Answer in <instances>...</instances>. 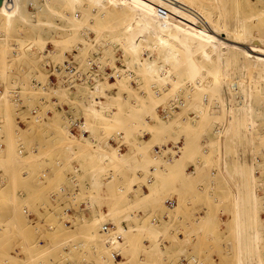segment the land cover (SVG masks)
Here are the masks:
<instances>
[{"label":"rangeland","instance_id":"rangeland-1","mask_svg":"<svg viewBox=\"0 0 264 264\" xmlns=\"http://www.w3.org/2000/svg\"><path fill=\"white\" fill-rule=\"evenodd\" d=\"M13 2L20 5L9 8L0 0V219L10 212L22 217L8 227L11 232L23 229L12 235L20 240L23 258L12 253L16 245L5 246L0 231V264H116L113 252L122 254L118 264H257L258 258L264 264V98L254 99L260 117L251 152L247 146L251 136L234 129L238 120L233 102L203 81L226 64L187 33L164 25L143 7L115 0H71L70 5L58 0ZM248 4L264 9L261 1ZM242 12L252 15L251 6ZM225 13L222 17L228 21L237 15L233 10ZM263 16L250 17L256 29H263ZM108 33L150 44L159 64H163L159 52L166 50L159 39L170 37L169 46L177 49L176 70L166 64L161 81L145 75L123 52V42L102 41ZM157 44L162 46L158 50L153 48ZM262 67L235 65L229 71L264 89ZM87 73L93 83L81 79ZM110 74L118 76L114 80ZM15 93L19 105L13 103ZM180 102L185 103L183 108ZM77 121L83 122L86 137L71 131ZM120 145L134 156L128 159ZM251 161L260 201L261 247L259 255L249 248L245 256L248 231L238 230L236 223L253 214V207L245 208L242 201L247 189L254 188L247 168ZM74 162L80 163L82 175ZM189 165L194 166L196 179L181 194L173 189L158 191L162 174L173 187L178 179L192 176ZM139 170L141 178L136 175ZM89 174L90 188L79 201L93 208L92 218H86L76 202L75 217L63 207L51 224L28 219L31 212H38L40 188L24 199L19 196L22 187L67 182L70 177L84 188ZM102 174L111 176L106 188L113 208L103 206ZM142 185L149 189L145 203L154 210L139 218L137 211L143 208L125 210L123 202L133 193L143 197ZM167 200L172 206L166 205ZM124 218L130 221L127 231L121 224ZM108 221L116 227L104 232L102 226ZM3 226L0 220V229ZM47 227L52 229L46 236L37 232Z\"/></svg>","mask_w":264,"mask_h":264},{"label":"bare ground","instance_id":"bare-ground-1","mask_svg":"<svg viewBox=\"0 0 264 264\" xmlns=\"http://www.w3.org/2000/svg\"><path fill=\"white\" fill-rule=\"evenodd\" d=\"M58 1L59 2L62 1L63 3L69 1L68 5L73 3L71 2V0H67V1L58 0ZM115 1L117 3H124L129 6L131 5L134 7H138V9H141L140 7H143L144 9H146L143 11H147L146 13H148V15H150L151 17L158 19L164 25H168L169 27H174V29L180 30L182 31V33H187V35H189V37H191L193 40L207 46L208 50L211 49L212 52L214 51L213 53H215L214 55L216 57V58L214 57V59L223 60V62L227 66L224 65L225 67L221 68V70L216 71L215 73L213 72L212 74H210L209 76L210 78L208 77L209 79L203 81L208 80V83H210L211 85L210 87L211 91H212V86L215 87L213 88L214 91H216V88H219L220 91L224 92V95L228 96L227 99L228 98L230 99V100L228 99V101L233 102L235 108L233 107L231 108L235 110L236 113L235 116H237L236 119L238 120L237 122H235L237 123L236 124L237 126L234 127V129L236 128L235 130H237V132L239 131V129L242 130L244 132L243 134L246 137L251 136V139L248 140L247 146L249 145L248 147L251 148V152H252L254 150V145L256 143L255 141L256 138L254 136L256 130V124L258 118L260 117L258 115L257 107L254 104V99H257L258 102H261V100H263L264 98V89L263 86L261 87L258 84V82H253L251 80H243L241 77L232 74L231 71H229V69L232 70L233 66L235 65H241V66L261 65L264 67V27L262 30L256 29V25L254 24L255 22L253 23V21L250 20V17L252 19V17L254 16L256 17L258 15H264V9L258 10V7L255 6L254 4L249 5L248 2L250 0H115ZM259 1L264 2V0H256V2ZM3 2L7 6H9V8L15 6L18 7V5H20V3L15 4L13 0H3ZM230 3H233L232 9ZM249 6H251L252 8V15L246 16L243 14L242 9ZM227 10H231V11L233 10L237 12L236 17L231 21L225 20V16L222 17L223 13H225V11ZM75 24L76 22H73V25ZM67 35L68 37H72V35H75V33L73 32L71 36L69 34ZM103 38L104 40L102 41L106 40L107 42H114L117 40L118 42L119 40L121 44L123 42L124 45V48L122 47L124 50L123 52L129 53V55H131V60L136 64H138L139 67L143 69L145 75H148L151 78H156L157 80L161 81L164 78L162 75L163 72L161 73V71L164 70L166 64H170L174 66L173 68L175 70L177 68V65H175L176 61L173 60V58L177 56V52H176L177 49L176 48L174 49V47L169 46L170 37L161 36V38L159 39L160 43H164L166 45V50H164L163 53L159 52L160 53L159 57L163 60V64H159L157 62V59L155 57H152L151 52L149 50V48H151L150 44L148 43L142 44V42L135 39V37L122 36L117 33H108ZM213 44L216 46H213ZM157 45L153 46V48H155L156 50L162 47L161 45H158L159 47ZM87 46L89 47V45ZM106 50H108V48ZM262 70H264V68ZM113 76L114 78H112ZM116 76L118 75L110 74L109 78L115 80ZM81 79L85 82L93 83L92 75L89 73L83 74ZM81 79H79V82ZM201 81L202 79L200 80V83L204 85V82ZM174 82L175 84L174 83L172 84L175 87L177 86L178 82L177 81ZM35 83L39 88L46 90L45 87L39 86L41 83L36 82V79H35ZM51 83L53 84L52 81ZM207 85L210 86L209 84ZM220 91L218 92L216 91V92L218 94H221L219 93ZM167 94L169 95V92ZM14 95L20 100L18 94L15 93ZM214 98L216 99V97ZM214 98H212V100ZM217 99L218 100L220 99L219 96H217ZM182 104L183 102L182 103L180 102L181 108H183L185 103L183 106ZM171 111L177 113L175 107H172ZM263 114L264 113H262V115ZM166 119H168V117ZM234 133H236V131ZM258 137H262V135L259 134ZM249 165L250 168L249 166L247 167L248 171L250 169L249 178L253 182L254 188L252 190L247 189L246 192L247 195L242 201L245 208L251 206L253 207V214H250L251 212H249L247 214L246 221H244L242 217V222L239 224V220L241 219L240 218L237 221L238 223L236 224H238L237 227L238 230L241 229L244 232L248 231L247 234L248 239L246 238L247 239L246 240L244 238L245 239L244 241H247V245H246L247 247L245 246L244 243V247H245V251H243L245 252L244 255L249 252V248L255 251L257 255H259V251L261 247L260 245L261 236L259 230H260V223L262 222L260 217L261 215H259L260 213L258 210L260 206V201L254 182L255 180L254 163L251 161L249 162ZM243 170L244 171L247 170L246 164ZM45 176L46 174L43 173L42 177ZM40 179L44 180V178H40ZM166 204L168 206H172L171 201H167ZM239 207H241V205ZM68 211L69 208H66L65 213H67ZM113 226H114L113 224L106 223L102 226V230L104 232H108V230L112 229ZM239 234L240 233L238 232V235ZM238 249L240 248L238 247ZM240 253H241V249L239 254ZM111 256L113 259H116L118 254L117 252H113ZM240 256L242 257V255ZM241 257L239 258L240 261L243 259V258L241 259ZM239 263L243 264L242 262ZM257 264H263L260 258L257 259Z\"/></svg>","mask_w":264,"mask_h":264},{"label":"crops","instance_id":"crops-1","mask_svg":"<svg viewBox=\"0 0 264 264\" xmlns=\"http://www.w3.org/2000/svg\"><path fill=\"white\" fill-rule=\"evenodd\" d=\"M83 129H84V126H83ZM80 135L85 136L84 134H80ZM146 141H148V140H146ZM116 142H117L116 140H112L111 143L113 145L114 143L116 144ZM120 147L123 148V151H125L124 153H127L128 159H131L134 156V153H132V152L128 154V151L124 145H120ZM120 153H122V152L120 151ZM73 165H74V167H76V168L79 167L81 169V165L79 162H74ZM150 170L153 171V168H151ZM187 170L192 172V176L178 179L176 184H174L173 187H170L167 185L166 182L168 180V177H165L164 174H162L163 177L161 180H159V183H158V185H159L158 191H160V189L164 188L162 193H167L169 190L173 189L175 194H181V192L184 191L185 188L189 187V185H191V183H193L196 179L195 178L196 177V171H195L194 166L189 165ZM184 171H185V169H184ZM82 173L83 172L81 169L80 175H82ZM112 173H113L112 170H110V172H108L109 175H111ZM102 175L103 176L101 178V181L103 184V188H102L103 190H102L101 195H102L103 206H104V208H107V207L111 208L112 207V205H110L111 204L110 203L111 198L109 197V192H107V188H106V186L111 182V176H109V178H106L104 176V174H102ZM136 175H137V177L141 178L142 177L141 176V170H139V172H137ZM86 179H87V181L85 182L86 184H84V188H82L80 182L75 181L74 179H72L70 177H67V180H68L67 182L63 181V182L57 183V184L56 183H51V184L46 183L45 185L44 184L40 185L39 183L36 182L33 185H26V186L22 187V191H20L19 196H21L24 199L26 198V193L32 194V192H34L36 189L40 188L39 189L40 191H38L39 201L36 205L38 207V208L36 207L38 209V212H31L28 219L35 220L38 224H41V225L51 224V223L55 222V220H56V217L58 214L57 210L59 208L61 209L63 207H69V211L67 212L68 215L71 217H75L76 212L73 209V206L76 204V202H80L79 201L80 200L79 199L80 194H84L83 193L84 190L89 189L90 185H91V182H90L91 181V175L90 174L86 177ZM88 180H90V181H88ZM137 187H138L137 184L133 185L134 191H136ZM141 188L143 191H145V195L143 197H142V195L137 196L133 193V194H130L131 196L129 198H127L126 201L123 202V204H124L123 206H124L125 210L128 208H130V209L131 208H143V210L140 209L137 211L139 213V216H140L139 218L149 216L154 210V208L151 206V204H149L150 202L145 203L146 200L148 199V195H149L148 194L149 193L148 187L146 185H142ZM48 191H49V197L47 196ZM191 193L192 194L194 193L193 189L191 190ZM167 201H171V200H167ZM188 202H190V201H188ZM20 204H23V203H20ZM79 206L83 211H85L84 213H85L86 218H92L93 217V214H92L94 212L93 208H87V205L84 201H81L79 203ZM96 209H98V208L95 207V211H96ZM127 211L125 213H127ZM125 213H124V215H127ZM0 220H3V222H4V226H3V228L0 229V231L2 232L1 236H5V237H3V241L6 244L5 246L11 247V246L16 245L15 250L12 253L20 254L21 258H23L22 247L20 244H17V243H19L20 240L19 239L14 240L12 238V235H14V234L19 235L21 233V230H23V229L17 228L11 232L10 227H8L9 223L17 224V223L21 222L22 217L19 214L15 215V214H12L10 212L9 214L2 216V218ZM107 223L113 224L114 226L112 229H115L116 226H115L113 221H108ZM121 224H122L123 229L125 231H127L129 226H130V221H128L127 219L124 218L122 220ZM132 227L134 228V224H132ZM50 229H52V228L47 227L46 230H42V231L38 230L37 232L38 233L41 232L40 233L41 236H43V235L46 236L49 233V231H51ZM132 235H133V233H131V238L133 239ZM127 245L128 244H126V246ZM145 246L147 248L149 246V243L147 240L145 241ZM171 248H173V250H174L173 245H171ZM148 250L149 249H147V251H145L147 253V255L149 254ZM157 252L158 251H156V253ZM117 254H118V256L115 259L116 264L121 263V260H123L122 254L119 252H117ZM150 254H152V252H150ZM127 262H128V260L125 263H127Z\"/></svg>","mask_w":264,"mask_h":264},{"label":"built area","instance_id":"built-area-1","mask_svg":"<svg viewBox=\"0 0 264 264\" xmlns=\"http://www.w3.org/2000/svg\"><path fill=\"white\" fill-rule=\"evenodd\" d=\"M50 77L53 78L54 81H56V79L52 75H50ZM99 78H100V76H99ZM112 78H114V76ZM34 82H35V80H34ZM39 86H41V85H39ZM13 103L16 104V105H19L21 103V100H19L18 98H15ZM17 119H18V123L19 124H23V121L20 118H17ZM71 131L73 133H75V134H84V135H86V132L83 129V123L81 121H78L74 126H72Z\"/></svg>","mask_w":264,"mask_h":264}]
</instances>
